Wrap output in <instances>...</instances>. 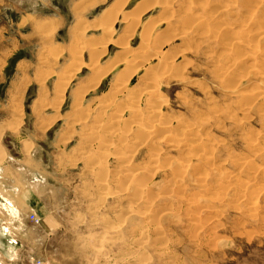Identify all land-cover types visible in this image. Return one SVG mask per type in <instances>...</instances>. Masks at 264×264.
Here are the masks:
<instances>
[{
  "label": "rangeland",
  "instance_id": "obj_1",
  "mask_svg": "<svg viewBox=\"0 0 264 264\" xmlns=\"http://www.w3.org/2000/svg\"><path fill=\"white\" fill-rule=\"evenodd\" d=\"M0 29V152L25 204L6 215L0 189V264H264V0H0ZM153 80L158 106L132 108ZM114 112L160 123L109 140ZM89 128L115 145L98 159Z\"/></svg>",
  "mask_w": 264,
  "mask_h": 264
},
{
  "label": "bare ground",
  "instance_id": "obj_2",
  "mask_svg": "<svg viewBox=\"0 0 264 264\" xmlns=\"http://www.w3.org/2000/svg\"><path fill=\"white\" fill-rule=\"evenodd\" d=\"M195 2V1H194ZM221 9V8H220ZM161 15V14H160ZM115 18V17H114ZM112 19V18H111ZM197 20V19H196ZM192 21V20H191ZM195 21V20H194ZM198 21V22H197ZM195 23H198V25H201V24H203V20L201 21V19L200 20H197ZM136 22H138V21H136ZM165 20H162V21H160V22H156L155 24H160V25H163V24H165ZM193 22V21H192ZM189 23V22H188ZM150 24V23H149ZM149 26V25H148ZM155 26V25H154ZM220 26V25H219ZM222 26V25H221ZM220 26V27H221ZM136 27V26H135ZM152 27V26H151ZM150 26L147 28V30H150V28H151ZM189 27V26H188ZM187 27V28H188ZM153 28V27H152ZM248 31V33H249V31H251L252 32V30H247ZM258 31H260V30H258ZM162 32V31H161ZM175 32V31H174ZM218 32V31H217ZM262 32V34H264V31H261ZM149 33H151L150 31H149ZM148 33V34H149ZM167 33V32H166ZM165 33V34H166ZM246 33H244V35H245ZM243 35V34H242ZM247 35V34H246ZM252 35V34H251ZM260 35V34H259ZM167 36V35H166ZM248 36V35H247ZM241 37V36H240ZM243 37H245V36H243ZM242 37V39L244 40V41H246V38H243ZM157 40V39H156ZM225 40V39H224ZM239 40V39H238ZM237 41V40H236ZM241 41L242 40H240V41H237V42H235L234 41V43H231V45L233 46H236L237 47V43H241ZM243 43V42H242ZM127 44V43H126ZM125 43L123 44V46H125L126 45ZM145 44H147V46H150L151 44L153 45V42L152 41H149V40H147L146 41V43ZM158 43H156L155 45H157ZM93 46V45H92ZM97 46V45H96ZM101 47V49L103 50L104 48L103 47H105L106 48V45L105 46H102V45H100ZM127 46V45H126ZM157 46H155V48H156ZM95 48V47H94ZM160 48V47H159ZM96 49V48H95ZM145 49H147V48H145ZM144 49V50H145ZM152 49H153V47H152ZM156 50H158V49H156ZM159 50H161V48L159 49ZM158 50V51H159ZM257 50V49H256ZM99 52V51H98ZM157 52V51H156ZM160 52V51H159ZM147 55V54H146ZM160 55V54H159ZM127 56V55H126ZM157 56V55H156ZM154 57V56H153ZM140 58V57H139ZM152 58V57H151ZM159 58V57H158ZM168 58V57H167ZM155 59V58H154ZM160 59V58H159ZM130 60H132L131 62H135V61H137L138 59H136V57H132L131 59H128V57L127 58H125L124 59V61H126L125 63H124V61H122V64H125L126 65V67L128 68V61H130ZM140 60V59H139ZM121 61V60H120ZM164 62V61H163ZM161 63V62H160ZM159 63V64H160ZM164 64V63H163ZM160 65H162V63L160 64ZM164 66V65H163ZM126 68V69H127ZM130 68V67H129ZM139 69V68H138ZM149 70V69H148ZM107 71H109V70H107ZM127 72V71H126ZM168 72V71H167ZM145 73H146V69H145ZM149 73H151V72H149ZM232 73V72H231ZM163 76V75H162ZM128 78H130V77H128ZM153 78V77H152ZM151 78V79H152ZM150 79V78H149ZM154 79H156V77L154 76ZM228 79V78H227ZM151 81V80H150ZM99 82V81H98ZM147 83V82H146ZM155 83H154V80H153V82L152 83H150V85L149 84H147V85H145L146 87H144V88H142V89H140L139 88V90L136 92L135 91V93L134 94H132V95H130L127 99V101H129L131 104L130 105H133L132 106V108L133 107H137L138 108V106L137 105H139V104H137L140 100H141V98L143 97V95H145V98L147 99V101H150V103L151 104H149L150 105V107H151V105H152V108H153V106H158V103H159V98L161 99V97L162 96H160V91H157V87H156V85H154ZM119 87L117 88V91H122L123 89V85L121 84V83H119ZM123 86V87H122ZM117 91H116V93H117ZM256 92V91H255ZM262 92V93H261ZM260 93H259V91H258V94H256L255 95V93L253 94L254 96H257V95H260V97L262 98V99H264V91H261ZM115 93V94H116ZM139 95V96H138ZM250 96V95H249ZM116 97V96H115ZM246 98H250V97H247V96H245ZM251 97H253V96H251ZM256 99H257V97H256ZM255 99V100H256ZM163 101V100H162ZM241 101H242V99H241ZM249 101V100H248ZM143 102V101H142ZM147 103V102H146ZM149 103V102H148ZM245 104V103H244ZM159 105H161V104H159ZM109 106V105H108ZM124 106H126V105H124ZM124 106H122V107H124ZM149 108V107H148ZM108 109V108H107ZM159 108H157V110H158ZM129 110L134 114L133 116H137V115H139V111L137 110V109H131V108H129ZM155 110V109H154ZM108 111V110H107ZM148 111H149V109H148ZM122 113V112H121ZM154 113V112H153ZM105 113H103V115H104ZM115 115L114 117H115V119H114V122H111V126H112V124L114 125V128L113 129H111L110 130V138H108L109 140H111V138L112 137H115L116 138V140H118L119 142H124V139L126 138V135H124L121 131H118L119 130V128H120V126H124V127H126L127 128V131L129 132H131L132 130L134 131V132H136V131H138V132H136V133H139L140 131L141 132H143L144 133V135H146V134H149V135H151V133L153 134V131H155L156 130V126H157V124H159L160 123V121L158 122V123H152V124H150V125H148V127H147V125L144 127V126H142L141 125V123H140V121H133L135 124H133V123H131V121L130 120H126L125 118H122V116H120V114L118 115V114H116L115 112L114 113H112V114H109V115H111V117H113L112 115ZM147 114H148V112H147ZM155 114H158L159 115V113H155ZM158 115H155V119H153V120H157L160 116H158ZM106 117V116H105ZM109 117V116H108ZM95 119H96V117H95ZM113 119V118H112ZM136 119H138V118H136ZM76 120V119H75ZM139 120V119H138ZM149 122V121H148ZM150 122H152V121H150ZM164 123H166V122H164ZM163 123V124H164ZM123 127V128H124ZM87 128V127H86ZM92 128V127H91ZM91 128H89V132L87 133V135L89 136H87V135H85V138L86 137H88V139L90 138L91 140H95L93 143H95V144H97V146L99 145V146H101V147H104L105 149H107V148H109V147H115V145H114V143L112 142V141H110V143L108 144V142L107 141H105V140H108V139H106V138H104V136H101V134L100 133H98V131L97 130H95V129H91ZM159 129L157 128V131H158ZM162 130V129H161ZM156 131V132H157ZM140 132V134H142ZM127 133V132H126ZM133 134H135V133H133ZM140 134H139V136H140ZM137 135V134H136ZM143 136V135H142ZM147 136V135H146ZM92 137V138H91ZM107 137V136H106ZM141 137V136H140ZM145 137V136H144ZM143 137V138H144ZM152 137V136H151ZM183 139V138H182ZM132 140L133 139H131L129 142H127V143H125V145H124V151H131L132 149H133V145H132ZM142 140V139H141ZM86 141V140H85ZM146 141V140H145ZM88 142H89V140H88ZM138 143V142H137ZM194 143V142H193ZM92 144V143H91ZM111 144V145H110ZM143 144V143H142ZM194 144H196V143H194ZM110 145V146H109ZM140 145H141V143H140ZM96 146V147H97ZM99 146H98V148H94L93 149V153H90V154H88L87 155V157L88 158H97L98 156H100V155H102L101 153L100 154H97L96 152H101L99 149ZM200 145L199 144H196L194 147V149H196L197 151L199 150V149H202L201 147H199ZM1 147V146H0ZM93 147H94V145H93ZM111 147V148H112ZM96 150V151H95ZM204 150V149H203ZM107 151V150H106ZM91 152V151H90ZM104 152V151H103ZM115 152H117V151H115ZM118 152H119V150H118ZM121 153H123V152H121ZM116 154V153H115ZM118 155V154H117ZM120 155H122V154H120ZM108 156V155H107ZM119 156V155H118ZM123 156V155H122ZM110 157H113L112 155L110 156ZM117 157V156H116ZM149 157V160H150V162H156L157 161V159L159 158V155H158V152H153L150 156H148ZM201 157V156H200ZM203 157V156H202ZM109 158V157H108ZM119 158V157H118ZM122 158H124L125 159V155L122 157ZM98 159V158H97ZM121 157L119 158V161H120V163H121V160L123 161L124 159H121ZM128 159V158H127ZM126 161V160H125ZM130 161V160H129ZM103 162V161H102ZM123 163V162H122ZM121 163V164H122ZM185 163V162H184ZM187 165H189V164H187ZM164 166V165H163ZM248 166V165H247ZM175 167H176V165H175ZM258 167V166H257ZM256 167V168H257ZM103 168V167H102ZM102 168H101V170H102ZM172 168H174V166L172 167ZM133 169V168H132ZM161 169V168H160ZM177 169L178 170H176L175 172H176V174L177 175H179V176H181V175H183V174H185L186 173V171H187V166H186V163L184 164V165H182L181 166V164H180V167L178 168L177 167ZM146 170H140V171H135L136 172V174H143L144 172H145ZM120 172V171H119ZM143 172V173H142ZM221 170H219L218 168L217 169H215L214 170V174L215 175H217V174H221ZM100 173H101V171H100ZM134 173V172H133ZM147 172H145L144 174H146ZM96 174V173H95ZM99 174V173H98ZM144 176V175H143ZM146 176V175H145ZM118 177H123V178H127V177H124V174L123 173H119L118 175H116L115 176V178H118ZM142 177V176H141ZM114 178V179H115ZM119 179V178H118ZM196 180V179H195ZM98 181V180H97ZM104 181V180H103ZM102 183V182H101ZM105 185H106V183H105ZM104 185V186H105ZM136 188V186L134 187V189ZM137 189V188H136ZM119 191V190H118ZM117 191V192H118ZM124 190H122L121 192H123ZM127 194V193H126ZM126 194H124V193H118V195L120 196V197H125V195ZM127 196V195H126ZM140 198V197H139ZM257 203V200L256 201H254V202H252V203ZM251 205V204H250ZM156 230V229H155ZM156 231H158V230H156ZM141 236V235H140ZM143 236H145V235H143ZM142 236V237H143Z\"/></svg>",
  "mask_w": 264,
  "mask_h": 264
},
{
  "label": "crops",
  "instance_id": "obj_3",
  "mask_svg": "<svg viewBox=\"0 0 264 264\" xmlns=\"http://www.w3.org/2000/svg\"><path fill=\"white\" fill-rule=\"evenodd\" d=\"M8 39V37L5 35V29L4 32L1 33L0 29V69H3L6 60L9 58V56L12 54L13 46H17V43L15 40H17L16 36ZM3 125L0 123V130L2 129ZM26 156V152H22ZM23 156L22 158H26ZM10 154L9 152H0V189H1V196L3 199L6 200V208L8 209V212H5L6 215L9 216V214L14 213L11 210L15 209L16 201L15 199L20 196V189L19 192H17L14 188L16 186V180L18 179V174L20 173V166H14L10 162ZM15 180H12L13 178ZM18 208H16V211L20 212L25 210V204H23L20 200H18ZM26 203V202H25Z\"/></svg>",
  "mask_w": 264,
  "mask_h": 264
}]
</instances>
